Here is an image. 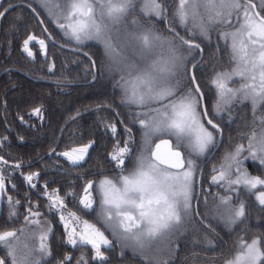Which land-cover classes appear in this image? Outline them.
<instances>
[{"label": "trees", "instance_id": "obj_1", "mask_svg": "<svg viewBox=\"0 0 264 264\" xmlns=\"http://www.w3.org/2000/svg\"><path fill=\"white\" fill-rule=\"evenodd\" d=\"M5 9L7 12L0 17V157L8 163L0 162V174L6 177L0 232L20 228H25L26 234L35 231L36 238L26 241L29 247H36L35 241L42 230L51 229L46 240L51 255L43 257L42 264H60L65 256L73 257L65 264H77L82 256L86 264H151L139 255L120 250L117 242L112 239L110 246H101L106 259H93L95 252L90 245L74 247L66 243L67 235L59 220V211L48 210L49 196L55 190L64 200L66 212L99 224L97 204L93 209H83L82 205H78V200L84 195L83 189L89 181L96 182L99 176L114 175L117 173L115 171H119L115 162L110 160L117 141L130 139L129 147L133 149L130 159L142 154L143 129L136 121L147 117H137V106L123 97L124 94L118 88L119 81L115 76L110 77L106 69L108 60L100 45L94 42H71L40 7L38 0H0V12ZM257 11H260L259 7ZM166 19L160 21V29L170 33L167 29L172 26L181 37L190 39L189 31L180 28L172 17ZM29 35L37 37L36 41L29 44L34 54L31 57L23 50V42ZM39 40L45 41L44 49L40 48ZM219 40L213 36L210 41L204 38L191 40L200 44L203 50L193 72L203 93L208 117L221 130L219 135L214 133L213 148L203 158L201 155L194 158L198 168L195 182L196 208L193 209L199 215H192L184 222L182 233L177 238L174 259L162 260L157 264L220 262L217 256L221 260L230 256L236 237L247 240L259 238L264 241V206L258 205L252 198L253 194H249L242 186H234L238 191L236 195L228 191L227 181L213 184L211 180L213 175L219 174L213 172V168L220 169L227 153L232 152L238 144L247 147L248 140L240 137L242 133L250 134L253 127V114L248 107L235 109L229 118L225 114L218 115L213 109L216 96L209 81L215 72L228 67L231 57L225 42ZM176 43L179 45V41ZM186 54L182 53L184 59L178 72L183 77L185 87L190 85L184 73H190V66L197 60L200 51H193L189 58ZM159 106L151 103L145 109L148 111L149 108ZM36 108L42 109V118L30 114ZM113 124L117 128L115 135L109 127ZM127 130H130V134ZM220 137L219 147L213 151ZM159 139L170 141L175 148L176 139L173 135L157 133L152 137L154 146ZM89 143H92V147L78 164L60 155L73 147ZM120 146L123 147V143ZM179 149L185 160L194 156L186 143ZM190 152L191 156L188 155ZM246 152L238 158L242 161L243 169L249 174L259 175V171L264 168L258 162L244 159ZM36 173L39 175H33ZM233 173L232 179L235 177ZM28 175H33L31 184L35 187L25 179ZM222 196H232L234 206L241 201L245 203L246 215L242 223L234 225L226 222L229 213L226 206L220 203ZM16 201L20 203L16 204ZM11 211H16L18 216L10 222ZM35 212L41 215H31ZM25 216L29 220H40V226L27 225ZM230 225H234L233 228ZM21 238L24 243V237ZM208 241H212L211 245ZM4 255L0 251V257ZM33 259H41L40 254L37 252Z\"/></svg>", "mask_w": 264, "mask_h": 264}, {"label": "snow or ice", "instance_id": "obj_2", "mask_svg": "<svg viewBox=\"0 0 264 264\" xmlns=\"http://www.w3.org/2000/svg\"><path fill=\"white\" fill-rule=\"evenodd\" d=\"M133 4L134 0H68L67 14L63 15L67 23H58V27L64 31L65 35L77 42L85 39L102 40L108 54L115 53L118 56L119 53L115 50L111 36L107 34L126 20L129 11L133 10ZM150 4L155 16L161 19L167 18V9L163 4L157 0H150ZM257 7L260 11H255ZM141 11L145 10L141 9ZM5 12L7 9L0 12V17L4 16ZM261 12H264V2L257 4L253 3V0H179L178 7L173 13L174 22L184 27L186 31H190L187 25L191 20L193 27L198 29V36L196 32H192L190 39H185L172 26L167 29L171 37L155 34L150 26L142 32L127 34L126 43L138 46L139 51L134 50V55H137L141 61L153 55L154 49L168 46L166 57L161 53L156 60L143 69L135 64L129 65V79L125 80L123 76L121 77L126 85L125 92L128 94L129 103L143 108H147L151 103H157L160 106L135 114L137 117L145 116L147 119L136 121L143 129L144 147L142 154L135 161H131L132 170L127 175L123 174L127 170L126 161L130 159L133 151L129 147L130 139L123 142L117 141L110 154V160L115 162V167L120 170L119 174L112 178L105 177L98 184L89 181L83 189L84 195L78 200V205H82L83 209H93L92 190L95 189L99 196L103 220L114 231L120 230L123 238L132 240L138 249L143 250L146 244L150 246L159 237L179 233L186 218L190 219L192 215H199L192 205L195 168L193 161L185 160L182 153L174 150L168 140H161L160 143L155 144L154 149L150 145L153 136L167 132L175 137L176 149H179L185 141H188L187 146L198 155L213 148L214 133L219 135L220 127L213 123L212 119L207 118L208 111L201 106L203 93L200 91L195 72L185 71L184 76L187 77L190 85L185 87L183 77L178 73L184 58L177 55V50L186 48L189 54L193 51L202 52L200 44L192 43L191 40L204 38L210 41L211 32L222 26L232 27L234 16L239 27L235 31L218 33V38L226 42L231 38L230 63H234L235 67L231 71L217 72L211 84L215 86L218 93L217 114L237 99L240 102L250 101L253 127L250 134L242 133L240 137L248 140L247 148L244 144L236 145L232 152L226 154L227 163L222 164L220 169L213 168V172L219 174L213 175L211 180L213 184L227 181L228 191L236 195L238 191L234 186H242L249 194H255L259 205L264 206V191H257L258 186L264 187V179L260 176H251L243 170L240 167L242 161L238 159L247 151L249 155L244 159L258 160L260 166H264V116L256 117L258 108L264 107V15H261ZM131 24L135 26L138 21L133 19ZM36 40V36L29 35L23 42V50L30 57L34 54L29 44ZM177 41H179L178 46ZM38 43L41 49L45 48L44 40H39ZM114 63L119 62L114 60ZM195 67L194 65L193 68ZM132 72L136 74L132 75ZM234 77H239L243 81L240 87H227L226 81H231ZM177 92L181 93L179 98L172 99ZM30 114L42 118V109L36 108ZM21 120L23 121L22 117ZM205 124L208 127H205ZM109 127L115 135L116 126L113 124ZM127 131L130 134V130ZM121 143L123 147L120 146ZM91 147L92 143L73 147L60 155L71 163L78 164L85 159ZM0 162L8 163L3 157H0ZM233 165L236 166L235 179H232ZM16 167L19 168L20 165L17 164ZM33 175H28L25 179L32 187H35L31 184ZM5 179L6 177L0 174V189L4 187ZM66 195H74V193H66ZM232 199V196L220 197L221 205L226 206L229 213L226 222L228 224L242 223L246 215L245 203L241 201L234 206ZM49 200L50 212L66 209L64 200L55 190L49 196ZM9 202L11 203V197ZM29 211L31 212V209ZM31 215L40 216L41 213L35 212ZM17 216L16 211H11L9 221L11 222ZM59 218L60 221L65 222L67 244L74 247L91 245L95 252L93 259L101 261L106 259L101 246L108 247L111 241L104 236L103 232L88 225L87 222L82 231L77 232L75 227L69 231V224L78 221L79 217L74 213H68V219L63 214ZM24 220L27 225L39 227L41 224L40 220H29L28 216H25ZM209 230L214 231V229ZM51 231V229L42 230L38 248L29 247L27 243L21 245V237L23 236L25 240L35 239V231L26 234V229L20 228L0 232V251L5 253L0 257V264H42V258L51 255L46 244L48 233ZM208 243L211 245L212 241ZM238 247L242 251L226 260L225 264H264V241L256 238L251 243H247L240 238ZM37 252L41 259H33ZM72 259L71 256H65L60 264H65ZM77 264H86L83 256L77 260Z\"/></svg>", "mask_w": 264, "mask_h": 264}, {"label": "rangeland", "instance_id": "obj_3", "mask_svg": "<svg viewBox=\"0 0 264 264\" xmlns=\"http://www.w3.org/2000/svg\"><path fill=\"white\" fill-rule=\"evenodd\" d=\"M38 1H39V4H40V7L44 11L47 12L49 18L57 26H58V23H67V21H65L63 19V15L67 14V10H68L67 3H68V0H38ZM157 2L163 4L166 7V9H167V17H172L173 18V13L175 12L176 8L178 7L179 0H157ZM253 2L259 4L260 2H264V0H253ZM168 7H170L169 10H168ZM141 9H144L145 11L142 12ZM263 15H264V12H263ZM133 19L138 21V24L135 25V26L131 24V21ZM162 20H165V19H161V18L155 16V13L152 12L150 0H134L133 10L129 11V13L127 14L126 20L122 21L121 24H119V25L115 26L114 28H112V30L107 34V35L111 36V40H112V43H113V45L115 47V50L119 53L118 56H116L115 53H113L112 55H109L102 40L85 39V40H83L81 42H77L74 39H71L69 36H67V35H65V36L68 39H70L71 42H76V43H79V44L86 43V42H94V43H97L98 45L101 46V48L103 49V53H104V55L106 56V58L108 60L107 64H106V69H108L110 77L113 78V76H115V78L119 81L118 82V88H120V90L124 94L123 97L125 98V100H127L129 102L128 94H126V92H125V87H126L125 82H124V80L121 79L122 76L125 78V80L129 79L128 66L132 65V64H135L140 69H143L148 64H150L153 60H156L157 56L160 55L161 53H163V56L166 57L168 55V51H167L168 46L165 45V47L162 48V49L161 48L154 49L153 55L148 56L146 60L141 61L137 55H134V50L136 52L139 51L138 46L135 45V44L126 43V39L125 38H126L128 33H132V32L139 33V32L144 31L149 26L152 28V31L155 34L161 35V36H164V37H171L170 33H167L166 31L160 29L159 24H160V21H162ZM241 22H242V19H241ZM178 26L180 28H182V26H180L179 24H178ZM187 27H188V29H190V31H189L190 34L192 32H196L197 36L199 35L198 29H195L193 27V23H192L191 20H189ZM238 27H239V24L237 23V20L235 19V16H234L233 19H232V27H224V26H222L221 28L211 32L210 35L215 37V38H217V40L220 41L219 39H221V38H218V33L224 32V31H235L236 28H238ZM222 40L225 42V47L230 51V55H231V38H229L227 42L224 39H221V42H223ZM177 46H178V44H177ZM184 52L187 53L185 56H187L188 58L193 53L192 52L191 54H189L187 49L178 48L177 55L178 56H182V53H184ZM114 60L118 61L119 63H114ZM233 67H235V64L234 63H230V60H229L228 61V67L225 68V69H222L220 71H217V72L231 71V69ZM178 72H179V68H178ZM217 72H215V74ZM135 74H136L135 72H132V75H135ZM215 74H214V76H215ZM214 76L210 79L209 83H210V86H211V89H212L214 95L216 96L215 105L213 106L214 111H216V105L218 103L219 98H218L217 89L215 88L214 85L211 84V81L213 80ZM242 82L243 81L239 77H234L231 81H226V85H227V87H231V88H239ZM180 95H181V93L177 92L176 96L173 97L172 99H174V100L178 99ZM245 102L250 103V106H251L250 110L252 111L251 102L250 101H245ZM243 103L244 102H240V100L237 99L230 106L224 107L223 110L218 115L225 114V115H227V118H229L230 116L233 115L235 109L242 108ZM152 104H156V103H152ZM134 105H136V104H134ZM136 108H138V112L147 111L145 108H141L139 106H137ZM257 112H258V115H259L258 118L261 117V116H264V107L258 108ZM261 112H263V114L260 115ZM143 119H147V118L143 117ZM138 126H140V124ZM205 127H207V126L205 125ZM193 140H194V135H193ZM153 143H154V141L150 145L151 148H154L153 147L154 146ZM185 143L188 144V141H185L184 144ZM82 146H79V147H82ZM188 148L194 154L193 157H190V158L187 157V160L191 159L193 161L194 165H195L194 174H193L194 175V191H193L192 205H193V208L194 207L196 208V205H194L195 204V196H196L195 182H196V172H197L198 165H196V162H195L194 158H195V156L197 157V156H200V155H198L191 147H188ZM206 153H207V151L204 154H201V157L203 158L206 155ZM246 153H247L246 156H248L249 155L248 152H246ZM188 155L191 156V152ZM136 158H134V159L131 158L130 161L129 160L126 161V169L127 170L123 173L124 175H127L132 170L133 164L132 165H130V164L132 163L131 161H135ZM248 159H249L248 162L251 161V162H258L259 163L258 160L257 161H253L251 158H248ZM223 163L226 164L227 161L224 160ZM235 167L236 166L233 165V169H232L233 172H235ZM240 167L243 169L242 164H241ZM261 167H262V169L264 168V166H261ZM119 171H115L117 173H115L114 175H102V176H99V178L96 181V183L98 184V182L100 180L104 179L105 177L112 178V177L117 176L119 174ZM250 175L251 176H260L262 179H264V170L263 171L262 170L259 171V175H252V174H250ZM235 178H236V176L234 177V179ZM257 191H264V187H260V189H259V186H258V190ZM92 195H93V198H94L93 206L96 203L97 204V209H98V215H97L98 219H97V221L100 222L101 224L100 223L99 224H94V223H92V222H90L88 220H83V219H81L79 217L78 221H74V222L69 224V226H68V230L69 231L71 230L72 227H75L77 232H80V231L83 230L85 222H87L88 225H92L96 229H99L101 232H103L104 236L109 241H112V240L116 241L117 245H118V248L120 250L139 255V256L145 258V260L147 262L151 263V264L152 263L157 264V263H159L162 260L170 261V260L174 259L175 248H176V245H177V238H179V236H180L179 234L182 233V229H180V232L177 233V234H172L171 236L166 235V236L159 237L155 241H153L150 246L146 244L144 249L140 250V249H138L135 246V244H134V242L132 240H130V239L129 240H125L123 238V236L121 235L120 230H115L114 231L112 227H110V226H108L106 224V222L102 218V211H101V207H100L99 196L97 195L95 189L92 190ZM252 198H254L256 203L259 205L258 201L256 200L255 194H253ZM59 213H60V215L61 214L65 215L66 219H68V212H66L65 209L64 210H60ZM76 216L78 217V215H76ZM186 219H185V222H186ZM59 220H60V218H59ZM61 222H62V224H63V226L65 228V222H63V221H61ZM234 225H230V226L233 228ZM89 231H91V229H89ZM66 235H67V233H66ZM240 238H242V237H240ZM240 238L236 237V240L232 244V250L229 253L230 256H227V258H223L222 260L217 256V259H219L220 262L212 261V263H210V264H225L226 260H229V259L233 258L238 252H241L242 249H240L238 247V242H239ZM252 240L253 239H251V238L248 239V240L244 239V241L247 242V243H251ZM35 242H37V244L36 243L35 244L37 245L36 248H38V246H39V238ZM24 243H27V241L24 240ZM21 244H23L22 238H21ZM33 246L34 245H32V247ZM204 264H207V263H204Z\"/></svg>", "mask_w": 264, "mask_h": 264}, {"label": "water", "instance_id": "obj_4", "mask_svg": "<svg viewBox=\"0 0 264 264\" xmlns=\"http://www.w3.org/2000/svg\"><path fill=\"white\" fill-rule=\"evenodd\" d=\"M255 11H257V8L255 9ZM191 42H192V41H191ZM192 43H196V42H192ZM196 44H197V43H196ZM200 49H201V47H200ZM202 54H203V53L200 51V54H199L197 60H196L191 66H190V73L193 72V66L196 65V64L200 61V59H201V57H202ZM200 91H201V89H200ZM201 92H202V91H201ZM201 106L206 108L205 100H204V96H203V99H202V101H201ZM207 118L209 119V117H207ZM220 139H221V137L219 138V142L216 144V146H215V148H214L213 151H215V150L219 147ZM161 140H164V139H159V140L156 142V144H157V143H160ZM154 148H155V146H154ZM173 148H174V147H173ZM174 150H179V151L182 153V151H181L180 149H176V148H174ZM182 155H183V153H182ZM201 173H202V168H201L200 171H199L198 182L200 181ZM2 200H3V188L0 189V213H1Z\"/></svg>", "mask_w": 264, "mask_h": 264}, {"label": "flooded vegetation", "instance_id": "obj_5", "mask_svg": "<svg viewBox=\"0 0 264 264\" xmlns=\"http://www.w3.org/2000/svg\"><path fill=\"white\" fill-rule=\"evenodd\" d=\"M242 107H248L249 110H250V108H251L250 103H248V102H244L243 105H242ZM243 109H244V108H243Z\"/></svg>", "mask_w": 264, "mask_h": 264}]
</instances>
